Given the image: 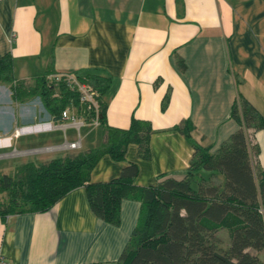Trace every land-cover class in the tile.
<instances>
[{
  "label": "crops",
  "instance_id": "obj_1",
  "mask_svg": "<svg viewBox=\"0 0 264 264\" xmlns=\"http://www.w3.org/2000/svg\"><path fill=\"white\" fill-rule=\"evenodd\" d=\"M8 55L16 80L28 85L49 71L51 78L111 77L102 98L107 124L128 129L133 117L151 124V159H140L136 145L123 162L106 155L92 172L94 183L120 177L130 163L139 166V187L162 174L182 179L195 150L175 128L190 120L193 139L217 154L239 129L231 118L239 95L264 117V0H0V58ZM88 125L56 123L39 97L19 103L11 86L0 83V156L6 157L0 161H14L19 152L55 155L49 161L73 151H36L79 136L78 151L99 148L104 128ZM253 137L259 149L253 163L264 170V129ZM37 140L51 145L19 149ZM141 208L124 199L114 226L94 215L78 188L48 212L0 217V251L10 264H120ZM258 255L264 262V249Z\"/></svg>",
  "mask_w": 264,
  "mask_h": 264
},
{
  "label": "trees",
  "instance_id": "obj_2",
  "mask_svg": "<svg viewBox=\"0 0 264 264\" xmlns=\"http://www.w3.org/2000/svg\"><path fill=\"white\" fill-rule=\"evenodd\" d=\"M179 65L186 69L182 60ZM53 74L38 75L28 85L16 80L11 55L0 58V83L11 86L15 101L39 97L54 122L68 121L63 112L69 110L71 116L92 125L94 113H83L79 92L64 76L56 81L50 77ZM76 77L96 94L105 142L89 151L24 163L14 174L0 172V194H7V200L0 202V217L48 212L70 192L84 188L94 215L114 226L120 224L124 199L141 202L137 226L120 264H264L258 255L264 249V170L253 163L259 155L253 136L264 129V117L249 101L239 95L234 103L231 118L239 129L217 154L193 139L190 120L175 128L195 150L182 179L162 174L156 184L139 187L135 184L139 166L130 163L120 177L94 183L92 172L100 160L109 155L123 162L130 145L138 147L140 159L150 160L154 130L135 117L128 129L110 127L102 98L112 78L94 73ZM223 230L228 245L221 238Z\"/></svg>",
  "mask_w": 264,
  "mask_h": 264
},
{
  "label": "built area",
  "instance_id": "obj_3",
  "mask_svg": "<svg viewBox=\"0 0 264 264\" xmlns=\"http://www.w3.org/2000/svg\"><path fill=\"white\" fill-rule=\"evenodd\" d=\"M56 81H60V76L52 77ZM65 81L68 83V85L76 89L77 92L80 94V101L82 104H87V113L92 112L94 113V120L93 124L94 126H99L100 120H99V109L100 104L98 100L96 99V94L93 91V89L79 81V79L75 76H66ZM63 119L73 122L74 124H77V128L79 129L82 126H85L87 123L83 119H79L76 116H71L69 110H66L63 112ZM18 134V133H17ZM81 148V137H78V140L76 142H66L61 147H48L44 149L37 150L36 153H44V152H57L59 150H67V151H76ZM0 264H10L7 262V260L4 258L0 251Z\"/></svg>",
  "mask_w": 264,
  "mask_h": 264
},
{
  "label": "rangeland",
  "instance_id": "obj_4",
  "mask_svg": "<svg viewBox=\"0 0 264 264\" xmlns=\"http://www.w3.org/2000/svg\"><path fill=\"white\" fill-rule=\"evenodd\" d=\"M97 127L99 126H94V125H88V130L92 131L93 129H96ZM86 128H84L83 130H81V135L84 136L85 133H86ZM98 131V130H96ZM77 135V133L75 131H73V133L70 134V136L68 138H71V136H73V138ZM91 136V134H90ZM44 138V137H42ZM42 140V139H41ZM45 140V139H44ZM47 145H51L50 144V141L49 142H40V140H37V141H34L33 143H31V145H20L19 149H36V148H41V147H46ZM78 152V151H76ZM34 153H35V150H34ZM33 153V154H34ZM23 153L19 152V153H16V155H14V161H0V172L2 173H6V174H14L16 169L24 164V163H27V162H30V161H35L36 163H42V162H46L47 159H50L51 157H54L55 155H50V154H46V155H41V156H36V157H33L31 154H28L26 153L24 156H22ZM32 156V157H31ZM3 156H0V160L2 159H5L6 157H3ZM7 159H10L7 157ZM46 160V161H45ZM13 163V164H11ZM7 200V194H0V202H5ZM221 238L225 241V245H226V242L228 243V238H227V235L224 233V234H221Z\"/></svg>",
  "mask_w": 264,
  "mask_h": 264
},
{
  "label": "water",
  "instance_id": "obj_5",
  "mask_svg": "<svg viewBox=\"0 0 264 264\" xmlns=\"http://www.w3.org/2000/svg\"><path fill=\"white\" fill-rule=\"evenodd\" d=\"M82 110L85 115H87V104H82Z\"/></svg>",
  "mask_w": 264,
  "mask_h": 264
}]
</instances>
